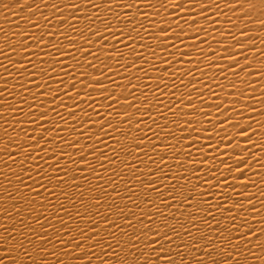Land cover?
<instances>
[{"label": "bare ground", "instance_id": "bare-ground-1", "mask_svg": "<svg viewBox=\"0 0 264 264\" xmlns=\"http://www.w3.org/2000/svg\"><path fill=\"white\" fill-rule=\"evenodd\" d=\"M90 3H100V0H46V4L45 0H0V92L3 93L4 103V107L0 108V113L4 114L0 119V225H3V228H0V255L6 257L2 264H12L13 258L15 264H87L88 257L83 255V251L89 244H94L96 238L85 240L80 249L72 251L73 246L70 245L68 249L61 250L59 246H52L56 242L55 238L52 243L42 244L41 241L46 237L41 235V231H47L50 237L68 231L69 236L62 239L67 240L71 236L84 239L79 235L78 229H88L89 221L99 223L100 228L93 231H99L100 238L106 241L97 245L93 251L99 253L101 247L107 249V242H110L113 248L109 250V255H114L119 252L116 241H121L125 249L118 259H107L106 264H143L145 260L148 264H162L155 260L156 253H151L150 248H145L144 245L146 239L153 237L158 227L161 232L164 231L161 226L165 222L180 232V237H174L171 245L173 254H184L183 258L175 257L176 264H196L193 257L199 256L200 253L187 247L193 240L191 236L185 235L180 225L183 224L197 238L209 232H222L223 237H228L229 232L224 229L231 230L233 227L229 216L237 215L234 208L237 201L243 205L244 211L237 216L236 224L239 226L244 218L249 221L240 232L243 233L250 227L251 243L246 244L245 240L241 239L240 252L236 253L231 251L226 240H221L224 247L213 253L212 259L217 264H236L235 257L239 256V264H264V234H261L264 232V0H184L183 8L175 12V4L171 0H108L107 3L101 4L99 15L101 20L110 22L109 31L120 34V29H123V34H127L135 26L139 32V35L132 33L135 43L129 48L123 47V39L120 44H116V38L108 35H105L108 44L102 47L103 42L91 35L87 30L94 19V9H90ZM192 3L195 7L191 6ZM54 4L59 7L60 12L54 13ZM216 4H219V10ZM109 5L111 11L108 10ZM233 5H236L235 12L231 10ZM205 6L206 12L201 10ZM21 7L24 8L23 11ZM185 12L192 14L186 16ZM205 15L208 16L207 20L204 19ZM45 18L50 19V25L45 24ZM193 19L197 21L196 24L192 23ZM60 20H65L66 23L60 24ZM77 20L79 23H76ZM128 21L132 23H127ZM34 24L36 27H33ZM69 25H72V28ZM140 25H143V28H140ZM73 28L78 31L73 32ZM96 28L103 32L105 24L97 20L92 26V31ZM241 30H246L244 35L250 39L242 38L241 43L236 44L233 37H240ZM79 31L84 34L79 35ZM197 32L199 36L196 35ZM48 33L54 37L50 43ZM40 35L44 36L43 43H49V47L43 50L34 42ZM65 35L75 40L76 44H69L68 40L63 39ZM177 36L180 38L177 39ZM86 39L92 42L91 49L85 44ZM25 44L27 47H24ZM80 45H84L80 51L69 52ZM113 45L119 49L118 52L108 51ZM132 48L136 50V55H143L144 60L135 59L130 50ZM57 49L60 50V56L75 55V59L62 60V64L68 65L67 71L75 68L72 73L75 81L88 74L90 80L98 77L103 84L95 85L85 81L89 83L88 89L84 90L80 83L72 89L71 84L74 81L71 77L57 75L62 70L61 65L55 64L53 59ZM85 51L99 56V60L94 61L92 56L83 55ZM229 52L235 53L238 63L233 61ZM28 53H31V56ZM49 53L53 55L50 56ZM121 53L123 58L117 68L115 57ZM106 56H112L113 59H105ZM29 59L32 64L28 63ZM89 62L93 64V68L88 67ZM21 64L27 67L28 71H22ZM246 65L250 67H245ZM106 66L110 78L116 83L109 84V81L104 79ZM138 67L144 71H137ZM241 67H244V71H240ZM5 68L8 70L5 71ZM37 69L47 70L52 80ZM33 75L37 79L32 80ZM61 80L63 85L59 84ZM46 83L50 85L47 89ZM35 84H39L40 89L35 88ZM58 87L60 93H56ZM93 88L97 91H93ZM100 88H108L110 92L114 90L111 99H118V103L113 107L121 114L113 120V125H118L116 130L112 131L110 136L102 137L107 147L104 144L98 146L105 155L100 156L99 151H90L96 135H99L98 129H92L90 133H86L91 137L87 147L83 137H80V144L76 146L83 148V152L71 148L63 149L65 159L60 162V167H67L68 183L57 186V182L53 180L49 185L53 190L52 196L42 190L40 195H35L37 185L33 184L29 177L40 180L35 169L36 161L29 157L32 163L25 162L23 169L21 161L31 151L25 132L38 138L41 130L30 123L35 116L26 115L29 109L23 101L26 99L32 103L33 96L38 100L43 99L42 96H37V93L44 91L47 105L53 103V94L57 95L54 103L60 104L59 96L65 90H69L72 96L80 91L81 98H84L87 92L96 98L95 107L100 109V114L107 120V104L110 101L106 102L101 98L107 93L100 92ZM132 88H135L136 92L129 96ZM125 97L136 99L140 109L139 112L135 108L127 109L128 113H134L131 128L127 123H119L125 115L124 109L119 106L125 102ZM189 100L192 101L191 104L188 103ZM72 105V100L63 97V105L58 109L69 121L68 124L60 122V117L52 112L43 117L49 121L45 127L51 128L52 124L56 123L61 130L44 133L45 140L40 141L41 146L53 136L57 141L61 137L75 139L76 133L71 132L73 121L77 127L81 123L86 127L92 121L100 123L87 104L80 105V108L84 109L83 113L77 109L75 116H68L67 112ZM216 105L220 107L217 108ZM21 107L23 113L18 111ZM35 109L36 104L33 103L32 111L35 112ZM42 110L47 111V108ZM88 114L92 116V121H88ZM140 119H143V123L137 125L136 122ZM189 121L191 123H188ZM137 127L139 131L136 130ZM22 128L25 131H21ZM241 129H244L247 135ZM141 137L144 139L141 140ZM10 140L14 142L10 143ZM136 143H141L143 147L135 148ZM152 144L157 146L154 156ZM46 149V153H39L45 160L52 156V150L61 152L62 145L50 142ZM142 152L147 153V156L137 160V155ZM82 154L85 155L84 161L79 159ZM114 154L119 158L113 160L111 165L105 163V171L101 164L106 159H111ZM148 156H153L157 162L161 156L164 157L171 168L170 172L165 168V172H168L166 177L162 172L156 171V165ZM55 159L56 157L52 156L53 162ZM134 162L140 170L135 174ZM41 163L44 164L43 161ZM85 164L89 167H84ZM113 172L116 175H113ZM150 172L154 175H148ZM53 173L54 169L44 164L45 183ZM73 175H76L74 182L71 179ZM20 180L24 182L19 183ZM149 180H156L157 185H163L160 188L163 196L148 190L151 187L148 185ZM173 182L177 185L175 190L172 189ZM73 183L82 187H72ZM29 187L32 192L28 191ZM113 188L116 189L115 192ZM18 190L19 194H16ZM98 196L102 204L99 216L95 215L97 210L94 207ZM169 196L172 200L166 199ZM161 200L165 204L172 203V207H164L160 203ZM149 202H152L151 206ZM209 203L212 205L211 210L208 209ZM188 204L192 207H187ZM228 208H234L233 212L226 211ZM157 209L164 215L157 214ZM85 210L87 215H84ZM65 211L68 215H64ZM77 212L84 215L83 220L77 216ZM105 212L110 213L111 222L121 225L122 230L129 235L132 229L123 228L127 223L125 217L131 216L135 224L137 218L148 214L154 223L151 225L152 232L146 233V237L140 242L139 248L144 251V256L137 258L133 254L125 259L128 252L125 243L127 236H121L115 228H107L101 219ZM165 216L169 217L167 221ZM213 216L214 219L211 218ZM36 217H40L39 222ZM45 217L48 223L42 230L40 225L44 223ZM61 218L68 228L60 227L58 220ZM192 219L196 221L199 232L191 227ZM217 222L220 224L219 229L216 228ZM144 223L147 224V220ZM135 227L139 230L143 226L135 224ZM109 231L115 232V236L109 238ZM237 235L232 232L233 243L237 242ZM256 235H259V239H255ZM200 243L203 245L205 242ZM21 244L28 249L31 259L23 255ZM177 245L180 247L177 248ZM156 247L159 252V245ZM168 248L169 245L165 244L163 250ZM65 251L71 254L65 255ZM249 251L253 255H249ZM228 255L233 259H228ZM212 259L207 260L206 264H212ZM92 264H99V261L93 259Z\"/></svg>", "mask_w": 264, "mask_h": 264}, {"label": "snow or ice", "instance_id": "snow-or-ice-1", "mask_svg": "<svg viewBox=\"0 0 264 264\" xmlns=\"http://www.w3.org/2000/svg\"><path fill=\"white\" fill-rule=\"evenodd\" d=\"M108 0H100V3H90L89 7L90 9H94V12H92V15L94 16V19L91 22V25L89 26V28L87 29L91 35H94L96 37L97 40L102 41V47L108 44V40L105 39V35L111 36L116 38V44H120L122 39H123V47L125 48H129L130 45L135 43V37H132V33L136 32L137 35H139V32L137 31V28L135 26H133L129 32L127 34H123V29H120V34H118L117 32H111L109 31L110 28V22H105L104 20H101L100 15H99V11H100V6L101 4L107 3ZM171 2H173L175 4V7L173 8V11H179L183 8V4H184V0H171ZM191 2V0H190ZM45 4H46V0H45ZM192 7H195V4L192 3L191 4ZM242 7V5H239ZM28 7H32L31 5H28ZM53 10L54 13L56 12H60V9L57 5H53ZM216 8L217 10H219V4H216ZM24 8L21 7V11H23ZM76 10L78 11L79 8L77 7ZM109 11H111V6L109 5ZM131 10V8H129V11ZM202 11L206 12L207 11V7L205 6L204 8L201 9ZM231 10L233 12L236 11V5H233ZM34 14V13H33ZM62 15V13H60ZM192 13L190 12H185L184 15H191ZM245 15H247V12H245ZM177 19H179V17H177ZM204 19L207 20L208 16L205 15ZM100 20L101 23L105 24V28L104 31L101 32V30L99 28H96L95 31H92V26L95 25L96 21ZM45 24L50 25L51 21L48 18H45L44 20ZM215 21H213L214 23ZM60 24H65L66 21L65 20H60L59 21ZM76 23H79V21L77 20ZM127 23H132L131 21H128ZM193 24H196L197 21L195 19L192 20ZM149 25H151V21H149ZM262 25H264V21H262ZM33 27H36V25L34 24ZM70 28H72V25H69ZM140 28H143V25L139 26ZM73 32H77V29H72ZM161 31H167V29H161ZM181 31H183V29H181ZM246 30H241V34L240 37H233V39L235 40L236 44H240L241 43V39H250V37H247L244 35V32ZM83 31H79V35H83ZM122 34V35H121ZM49 37V43L51 42L52 39H54V37L52 36L51 33L47 34ZM197 36H199V32L196 33ZM229 35H231V32H229ZM180 37L177 36V39H179ZM25 40H27V37L24 38ZM63 39L68 40L69 44H76V41L73 39H70L69 36L65 35L63 37ZM141 39H143V37H141ZM44 40V36L40 35L39 37L36 38V40L34 41L37 45L38 48H40L41 50L46 49L49 47V43H43ZM85 44L87 45V47L89 49L92 48L93 44L90 41V39H86L85 40ZM174 46V45H173ZM24 47H27V45L25 44ZM55 47V46H53ZM84 47V45H80L74 49L69 50L70 53H74V52H78L80 51L82 48ZM133 54L135 55V59L137 60H144L143 55H136V50L134 48L130 49ZM143 49H141L142 51ZM59 49L56 50V55L53 56V59H55V64H60L61 65V72L57 73V75L59 76H69L73 79V83L71 84V88L75 89L76 88V84L80 83L82 85V88L84 90L88 89L89 87V83H85V81H89L92 84L95 85H102L103 81L101 79H99L98 77L95 79H91L88 74H84L81 79L79 81H75V78L72 76V73L75 72V68H73L71 71H67L68 69V65L66 64H62V60L63 59H75V55L73 54H69L67 56H60L59 55ZM109 52H118L119 49L116 48L115 45L112 46V48L108 49ZM2 54V53H0ZM29 56H31V53H28ZM50 56H52V53H49ZM83 55L85 56H92L93 60H99V56L94 55L91 51H85L83 53ZM153 55H155L153 53ZM229 55L232 56L233 61L235 63H238V61H236L235 59V53H231L229 52ZM123 58V54L121 53L119 56L115 57L116 60V64L115 67L119 68L120 67V59ZM246 58V57H245ZM105 59L111 60L113 59L112 56H106ZM43 62V61H42ZM29 64H32V60L29 59L28 60ZM145 63H148V61H145ZM55 64L53 65V68H55ZM77 64L79 65V61H77ZM135 61H133V65L134 66ZM171 66V64H169V67ZM21 70L22 71H28L27 67H25L23 64H21ZM88 67L89 68H93V64L91 62L88 63ZM245 67H250V65H246ZM8 69L5 68V71H7ZM95 70V69H93ZM166 70V69H165ZM224 69H222L223 71ZM37 71H42L43 75H47L49 80H52V76L48 73L47 70H41V69H37ZM137 71H144L143 68H137ZM240 71H244V67H241ZM251 74V73H249ZM112 75H115V73H112ZM145 77H147V72L145 71ZM32 80L37 79L36 76H31ZM104 79L109 81V84H114L116 83L115 80H112L110 78V74L108 72V68L107 66L105 67L104 70ZM60 85H63V80L59 81ZM129 84H131V80H129ZM35 88L40 89V85L39 84H35L33 85ZM23 87V86H22ZM48 87H50L49 84H45V89H47ZM117 87H123V85H117ZM93 91H97V89L93 88ZM100 92L103 93H107L106 95H103L101 98L104 101H110L107 104V108L109 109V111L107 112V117L108 119L105 120V116H102L100 114V109L98 107H95V105L97 104V100L96 98L92 97L90 93L85 92V97L81 98V93L80 91H77L75 93V96H72L69 94V90H65L62 94H60L59 98L61 103L60 104H55L54 102L57 99V95L53 94L52 96V101L53 103L51 105H47L46 104V100L47 97L44 95V91H38L37 96H42L43 99L38 100L36 96L32 97V103H30L28 100H24L23 102L25 104H27L29 112L26 114L27 116H35V119L31 120L30 123L34 124L35 127L37 129H40V133H39V137L37 138L35 135H28L26 132V136L28 137V140L30 141V148L31 151L28 152V155L24 156L23 160L21 161V167L23 169V165L25 162H27L28 164L32 163V160L29 159V157H32V159H34L36 161L35 164V169L37 170V176L40 177V180L37 181L36 179H33L32 177H29V179H32V183L37 185L36 191H35V195H40L41 194V190L44 192H48L50 196H52L53 194V190L49 188V185L52 183L53 180H55L57 182V186L59 185H64L67 184L68 181L66 179V177L69 176V172L67 167L61 168L60 167V162L62 160L65 159V153L63 151V149L65 148H71V149H76V151H81L83 152V148H77L76 146L80 144V137H83V139L85 140V147H87V142L91 139V137L89 135H86V133H90L92 131V129H98V133L99 135H96V139L90 149L91 152H97L99 151L100 156H104L105 153L104 151H102L98 146L101 144H104L105 147H107V145L105 144L104 140L102 139V137H108L110 136V133L112 131L116 130V127L118 125H113V120L116 117H119L121 114L119 111H117V109L115 107H113L114 105H116L118 103V99L117 100H113L111 99V96L113 95V92H110L108 88H100L99 89ZM136 92L135 88H132L131 91H129V96H133L134 93ZM56 93H60V88L58 87L56 89ZM141 95H143V93H141ZM63 97H67L69 100L73 101V105L72 107L68 110L67 115L68 116H75L76 115V110L79 109L82 113L84 112L83 108H80L81 104H87V106L89 108L92 109V112L95 113L96 117L99 119L100 123H96L95 121H92V116L90 114L87 115V119L88 121H92L90 124H88L86 127L84 125V123H81V125L79 127L76 126L75 121L72 122L71 124V132L76 133V138L73 140H68L67 137H61L59 139V141H57L56 137H49L48 140L45 141V145L41 146L40 145V141L41 140H45V136L44 133H48L51 132L53 130H56L57 132H59L61 129L57 127L56 123L52 124V127H45V125L49 124V121L46 119H43V117L48 115V112H52L54 113L56 116L60 117V122L64 123V124H68L69 121H67L63 115H61L60 111H58V109L63 105ZM125 102L121 103L119 106L121 109H124L125 115L119 120L120 124L123 123H127L129 128L132 127V117L134 115V113H128L127 109L129 108H135V110L137 112H139V107L137 106V100L136 99H128V97H125ZM203 103V101H201ZM33 103L36 104V109L35 112L32 111L33 108ZM189 104L192 103L191 100L188 101ZM4 107V103H3V93L0 92V108ZM9 107H11V105H9ZM217 108L220 107V105H216ZM47 108V111H44L42 109ZM171 110V109H169ZM195 111V109H193ZM20 113H23V108L21 107L18 110ZM150 111V109H149ZM39 113V115L37 116L36 113ZM113 113H115V116H113ZM3 113H0V119L3 118ZM137 125H139L140 123H143V119L138 120ZM188 123H191V121H189ZM160 127V126H158ZM137 131H139V127H137L136 129ZM6 131V130H5ZM21 131H25L23 128L21 129ZM242 132H245V134L247 135L246 131L244 129H241ZM255 134V133H253ZM141 140L144 139V137L140 138ZM10 143H13L14 141L10 140ZM59 143L62 145V150L61 152L57 153L55 150H52V156H55L56 159L53 162L52 161V156H49L47 158V160H45V157L42 155H39V153H46L47 149H46V145L48 143ZM135 148L139 149L141 147H143V145L141 143H136L134 145ZM156 145L152 144V149H153V156L156 154L155 149H156ZM129 155H131V152L128 153ZM147 156V153H139L136 157L137 160H140L141 157ZM153 156H148V159L151 160V162L153 164L156 165V171H160L163 173V175L166 177L168 175V172L171 171V168L167 165L166 161L164 160V157L161 156L160 157V161L157 162L155 159H153ZM13 158V163H15V158L14 156ZM119 157L117 155H113V157L111 159H106L102 164H101V168L104 169L105 171H107V168L104 167V164H112V161L115 159H118ZM79 159L81 161L85 160V155H80ZM41 161L44 162V164H47V166L49 168L54 169V173L50 176H48L47 182H44V164L41 163ZM73 163H75V161H72ZM84 167H89L88 164H85ZM127 167V166H126ZM181 167H183V165L181 164ZM165 168L168 169V172H165ZM32 170V169H30ZM83 169L81 168L80 171H82ZM75 171V170H74ZM93 171H95V169L93 168ZM139 168L135 166V162L133 163V172L134 174L139 172ZM141 175H144V173H140ZM113 175H116L115 172H113ZM148 175H154V173L150 172L148 173ZM241 175H243V172L241 171ZM72 181L74 182L76 180V175H73L71 177ZM86 179V177H85ZM160 179V178H158ZM19 183H23V180L18 181ZM111 182V180H110ZM11 184V181L9 182ZM206 184V182H204ZM219 183V181H218ZM148 185H150L151 187H149V191L152 192H157L159 193L161 196H163V193L160 192V188L163 187V185H157L156 180H149L148 181ZM72 187H76V188H81L82 186L79 184H75L73 183L71 185ZM143 186V184H142ZM177 188V185L175 184V182L172 183V189L175 190ZM29 192H32V189L29 187L28 188ZM116 189L113 188V192H115ZM128 191H132V189H128ZM16 194H19V190L17 191ZM133 195H135V192L132 193ZM203 194V193H202ZM81 199H83V193L81 192ZM105 195H107V193H105ZM53 199H55V197H53ZM166 199L168 200H172V197H166ZM244 199H248L251 200L252 197H244ZM50 202V201H49ZM152 202H149V206H151ZM161 205H163L164 207H172V203H168L165 204L163 200H161ZM180 203H183V201H180ZM203 203H208L207 201H203ZM94 207L96 208V213L95 215H101L100 213V209L102 207V204L100 202V198L99 196L96 198V204L94 205ZM136 207H139V205H136ZM187 207L191 208L192 205L188 204ZM221 207H223V204H221ZM252 207L254 208L255 205H252ZM234 208L237 211V215H232L229 216V220L232 224V229L229 230L227 228L224 229V231H228L229 232V236L228 237H223L222 236V232H209L207 235L205 234H201L199 236V238H197L195 235H193V233L191 231H189L188 229L185 228V226L183 224L180 225V228L184 231L185 235L187 236H191L193 243L188 245L187 247L193 249L195 252H199L200 255L199 256H194L193 259L196 260V264H206V261L209 259H212L213 257V253L217 252V250L219 248H223L224 244L221 243V240H226L228 246L231 248L232 252H236L239 253L240 252V244L239 241L241 239L245 240V243H251V239L249 238V233L252 232V229L249 227L247 231L241 233L240 229L247 226L249 224V221L244 218L241 220L239 226H237L236 224V220H237V216L239 215L240 212L244 211V207L243 205L237 201V205H234ZM234 208H228L226 209V211H228L229 213L233 212ZM208 209L211 210L212 209V205L209 203L208 204ZM19 215V213H17ZM87 210H85L84 215H87ZM157 214L159 215H164L163 213H161L159 211V209H157ZM64 215H68L67 211L64 212ZM84 215H81L79 212H77V216L83 220L84 219ZM134 215V213H133ZM194 215V214H193ZM110 217V213L105 212L102 216L101 219L105 222V224L107 225L108 229H112L115 228L116 231H119L121 236H127V241L125 242L127 244V248H128V252L125 255V259L128 258V256L131 255H135L137 258H139L140 256H144V251L140 250L139 246H140V242L141 239L146 237V233L148 232H152V228L151 225L154 223V221L148 216V214H145L144 216L137 218L135 221V224H140L143 227L139 230L136 229L135 224L132 221L131 216H127L125 217V220L127 221V223H125L123 225L124 229L127 228H131L132 229V233L131 235H129L127 232L122 230L121 225L115 224L114 222H111L109 220ZM174 218V217H173ZM212 219H214L215 217H211ZM37 221L39 222L40 217H36ZM167 219H169V217L165 216V221H167ZM207 219L208 217L205 218V224L207 226ZM147 220V224L144 223V221ZM48 223V219L47 217L44 218V223H42L40 225V228L43 230L45 227V224ZM58 223L60 224V227L62 229H66L68 228V225L63 221V219H59ZM21 224H23V221H21ZM164 231L161 232L160 231V227H158L156 229V231L153 233V237L151 239H146V243L144 245L145 248H150L151 253H156L155 255V260L156 261H160L162 262V264H176V260L175 257L176 256H181L183 258L184 254L180 253V252H175V254H173V250L171 248V245L173 244L174 241V237H180V232H177L175 227L169 226L166 222L161 226ZM191 227L196 229L197 232H199V228H197V224L196 221L194 219H192L191 222ZM0 228H3V225H0ZM100 228V225L98 222L96 221H89V228L88 229H78L79 235L81 237H84V239H78L76 236H71L69 239L64 240L62 239V237L65 236H69V232L65 231L60 233L59 235L55 236V237H50L47 231H41V235H43L44 237H46V239L42 240L41 243L42 244H49L52 243L53 238H55V244H53V247H57L59 246L61 250L63 249H68L70 245L73 246L72 251H74L75 249H80L82 248V246L85 244V240H93L95 239V243L94 244H89L88 247L86 249H84L83 251V255L88 257L87 260V264H92L93 259H96L99 261V264H106V260L107 259H118L120 256V253L124 252L125 249L123 247V245L121 244V241H116V247L119 248V252L114 253V255H109V250H111L113 248L112 243L107 242V249H105L104 247H101L100 252L97 253L96 251H93V249H96L97 245H102L103 243H105L106 241H103L102 238H100V232L99 231H93V229H97ZM216 228L219 229L220 228V224L219 222H217L216 224ZM4 231H7V229H4ZM101 231H104V229H101ZM236 232L238 235L235 237V240L237 241L236 243L232 242V232ZM90 233V234H87ZM261 234H264V232H262ZM109 238L114 237L115 236V232H111L109 231L108 233ZM37 239H39V237H37ZM255 239H259V235L255 236ZM201 241H204L205 243L203 245H201ZM29 243H32V241H29ZM165 244L169 245L168 250H163L165 247ZM157 245H159V248L161 249L159 252H157ZM21 251L23 252V255L28 257L29 259H31V254L28 251V249L24 248L23 245L21 244ZM180 245H177V248H179ZM51 254V253H49ZM65 255H70L71 253L68 251L64 252ZM249 255H253V253L251 251H249ZM5 256L0 255V264H2L3 260L5 259ZM228 259H233V257L231 255L227 256ZM255 258V257H254ZM236 259V264H239V256L235 257ZM12 264H15V258L12 259ZM143 264H148V261L145 260L143 262ZM212 264H217V262L212 259Z\"/></svg>", "mask_w": 264, "mask_h": 264}]
</instances>
